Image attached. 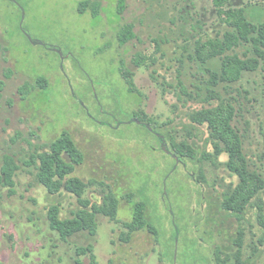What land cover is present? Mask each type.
Instances as JSON below:
<instances>
[{"label": "rangeland", "instance_id": "obj_1", "mask_svg": "<svg viewBox=\"0 0 264 264\" xmlns=\"http://www.w3.org/2000/svg\"><path fill=\"white\" fill-rule=\"evenodd\" d=\"M82 1L0 0V167L4 156L17 166L13 186L0 185V264H213V249L235 251L240 232L242 258L264 264V190L243 219L224 211L223 200L240 180L227 168L228 154L214 156L206 124L192 120L217 107L207 90L218 91L237 110L233 125L248 171L263 178L264 71L244 73L229 87L208 85L205 65L190 58L196 41L229 30L213 0H125L121 15L116 0H89L100 3L95 18L78 13ZM249 6L261 1L225 4ZM126 24L134 38L119 45L117 34ZM250 51L244 45L235 53ZM120 67L132 74L135 92ZM147 121L163 133L164 145L142 125ZM62 132L82 153L72 176L87 186L81 197L87 210L111 191L119 220L95 214L93 234L83 231L66 241L50 229L47 210L58 205L66 220L82 206L67 192L49 195L37 183L35 167L26 165L49 152ZM169 136L193 143L197 157H210L176 163L167 151ZM201 175L204 183L197 181ZM135 202L145 204L144 219L156 234L124 226L133 220Z\"/></svg>", "mask_w": 264, "mask_h": 264}, {"label": "trees", "instance_id": "obj_2", "mask_svg": "<svg viewBox=\"0 0 264 264\" xmlns=\"http://www.w3.org/2000/svg\"><path fill=\"white\" fill-rule=\"evenodd\" d=\"M260 1L261 6L259 7L249 6L247 8L232 9L225 8L228 0H213L221 24L229 30L221 38L208 39L203 42L196 41L194 56L190 58L192 61L197 60L205 65L206 72L209 75L207 83L211 88L221 85L229 87L237 83L244 73L254 72L259 68L264 71V0ZM124 9L125 0H116L117 14L121 15ZM86 12H89L93 18L97 17L100 13V3L89 0L80 2L78 13L84 14ZM27 38L32 44L39 45L30 37L27 36ZM133 38L134 34L130 24L122 26L117 34L119 45H124ZM244 45L251 48V55L244 53L241 57L235 53V50ZM134 64L137 65L138 63L134 62ZM119 72L129 92H135L131 80L132 74L124 67H120ZM39 81V83L45 82L41 78ZM182 91H184L183 88ZM207 91L209 94L208 99L219 102L217 107L196 112L192 116V120L198 125L206 124L214 146L215 157L221 153L228 154L227 168L238 176L240 183L231 197L228 200H223L221 207L224 211L241 220L249 212V209L255 206L254 201L257 200L258 194L264 190V177L260 178L259 175L248 171L247 162L241 151V136H239L236 127L233 125L234 119L238 116L237 110L231 102L223 100L218 91L214 89H208ZM130 122L134 121L131 119ZM142 125L146 127L148 133H153L159 142L164 145L163 133L155 132L156 128L153 123L147 121ZM262 133L264 139V130ZM171 138L173 139L172 136H169V140ZM170 147L171 150H167L168 153L178 160L188 158L189 161H200L202 159L207 160L210 157L205 152L197 157L198 152L194 144L188 141L175 143L170 140ZM49 149V152L31 157L26 165L35 167V179L49 195H60L64 191L77 198L82 206L75 217L61 220L58 205H51L47 210L50 229L58 233L62 241H66L73 235L83 231H87L90 235L93 234L95 214H101L108 217L110 221L119 223L116 216L118 199L111 191L103 197L100 206L93 204L90 208L91 211L87 210L88 202L81 199L87 186L81 179L72 176L75 166L80 165L83 158L71 136L67 132H62L56 140L49 144ZM16 170L17 166L11 158L4 156L0 167V185L12 187V177ZM197 181L198 183H204L205 179L201 175ZM144 205L143 202L133 203V220L123 224L129 232L143 229L146 226L152 233L156 234L155 227L146 223L144 219ZM257 217H260V213L257 214ZM241 234L240 232L234 240L235 251L224 252L219 247H215L211 253L210 262L213 264H255L254 260H244L242 258ZM258 242L261 246L262 240H258ZM257 247V245L253 247L254 254L258 251Z\"/></svg>", "mask_w": 264, "mask_h": 264}, {"label": "flooded vegetation", "instance_id": "obj_3", "mask_svg": "<svg viewBox=\"0 0 264 264\" xmlns=\"http://www.w3.org/2000/svg\"><path fill=\"white\" fill-rule=\"evenodd\" d=\"M171 155V154H170ZM171 157L173 158V160L177 163V162H179V161H181V160H178V159H176L175 157H173L172 155H171Z\"/></svg>", "mask_w": 264, "mask_h": 264}]
</instances>
